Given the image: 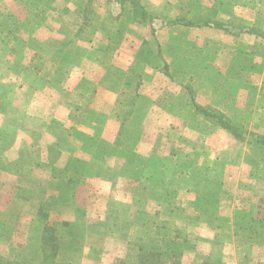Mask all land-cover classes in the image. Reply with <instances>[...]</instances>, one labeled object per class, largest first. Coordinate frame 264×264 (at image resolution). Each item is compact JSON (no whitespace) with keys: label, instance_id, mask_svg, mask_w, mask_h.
Returning <instances> with one entry per match:
<instances>
[{"label":"crops","instance_id":"obj_1","mask_svg":"<svg viewBox=\"0 0 264 264\" xmlns=\"http://www.w3.org/2000/svg\"><path fill=\"white\" fill-rule=\"evenodd\" d=\"M0 19V193L56 177L98 179L112 194L143 161L183 158L194 172L173 183L199 178L186 201L197 199L202 225L228 226L236 240V224L264 221V0H0ZM200 112L229 117L235 133L217 117L194 121ZM221 245L223 256L244 249Z\"/></svg>","mask_w":264,"mask_h":264},{"label":"rangeland","instance_id":"obj_2","mask_svg":"<svg viewBox=\"0 0 264 264\" xmlns=\"http://www.w3.org/2000/svg\"><path fill=\"white\" fill-rule=\"evenodd\" d=\"M43 1L31 0V8L40 9ZM20 13L15 21L22 24H30L31 18L37 19ZM198 115L204 121L217 120V116L200 112L192 114L194 121ZM227 119L232 124V120ZM181 135L192 142L186 144L188 148L194 146V136ZM186 146H182L181 153ZM167 148L160 146L158 151L168 154ZM260 155L263 157L264 152ZM169 161H143L141 174L130 173L127 179L130 184L117 183L112 194L105 192L109 186L98 179L92 184L87 180L83 185H77L81 180L78 178V181L60 182L57 186L49 182L58 180L56 177L25 178V191H15L11 198L7 193H0V199L8 201L9 210L18 208L17 216L20 217V213L23 216L16 217L17 221L15 217L7 219L3 215L4 208L0 209V264H264V245L258 247L264 244V221L251 226L236 224L240 230L245 229L240 237L235 235L236 240L227 233L228 226L202 225L195 212L190 211L189 204L197 199L186 201L199 195V178L190 180V184L181 180L173 183V177L178 179V175L194 172L191 169L195 160ZM129 163L128 167H136L135 162ZM169 169L172 172L169 173ZM170 184L174 190L169 189ZM188 187L187 193L179 189ZM14 198L15 202H12ZM108 200L114 202V207L104 209ZM5 207L8 210L9 207ZM187 210L194 212L190 225L184 220ZM65 220H70L72 223L68 224L71 226L75 225V235H70V227L63 223ZM184 226L189 230L188 241L179 239L180 234L185 236L187 233L186 229H179ZM208 234L213 243L200 244L202 239H209ZM252 235L255 236L251 240H245ZM46 241L58 247L59 255ZM224 243L228 247L244 248L240 250L242 255L223 256L227 246L219 251L217 245L223 246Z\"/></svg>","mask_w":264,"mask_h":264},{"label":"trees","instance_id":"obj_3","mask_svg":"<svg viewBox=\"0 0 264 264\" xmlns=\"http://www.w3.org/2000/svg\"><path fill=\"white\" fill-rule=\"evenodd\" d=\"M217 118L219 119V124L222 125L224 128H226L227 130L231 131L232 133H235V130H233L231 124L229 123L228 119L226 116H222V115H217ZM226 120V121H225ZM66 226L67 227H70V235L73 236L75 235V225L71 226L70 224L66 223ZM46 243H48V245L51 247L52 251L54 250V253L56 254L57 252V255H59V250H58V247L55 246L53 244V242L51 241H46Z\"/></svg>","mask_w":264,"mask_h":264}]
</instances>
